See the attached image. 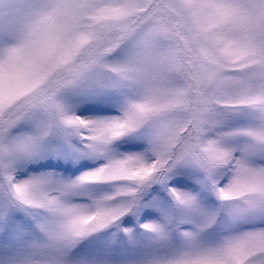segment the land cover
<instances>
[{
  "label": "rangeland",
  "instance_id": "rangeland-1",
  "mask_svg": "<svg viewBox=\"0 0 264 264\" xmlns=\"http://www.w3.org/2000/svg\"><path fill=\"white\" fill-rule=\"evenodd\" d=\"M0 264H264V0H0Z\"/></svg>",
  "mask_w": 264,
  "mask_h": 264
},
{
  "label": "trees",
  "instance_id": "trees-1",
  "mask_svg": "<svg viewBox=\"0 0 264 264\" xmlns=\"http://www.w3.org/2000/svg\"><path fill=\"white\" fill-rule=\"evenodd\" d=\"M191 143H192V142H190V145H189L188 142H183V145H184V144H188V146H189V147H188L189 150L193 151V152H192L193 155H194V156L196 157V159L198 160V155H197V154L199 153L200 150H198V149L195 147V145H193V143H192V144H191ZM191 145H192L193 147H192Z\"/></svg>",
  "mask_w": 264,
  "mask_h": 264
}]
</instances>
